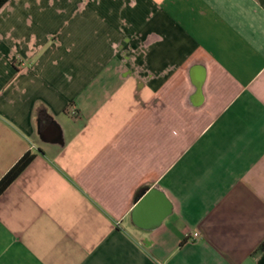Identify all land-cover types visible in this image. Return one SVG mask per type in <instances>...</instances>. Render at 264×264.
I'll list each match as a JSON object with an SVG mask.
<instances>
[{
    "label": "crops",
    "instance_id": "1",
    "mask_svg": "<svg viewBox=\"0 0 264 264\" xmlns=\"http://www.w3.org/2000/svg\"><path fill=\"white\" fill-rule=\"evenodd\" d=\"M27 152L0 264H264V0H8L0 179Z\"/></svg>",
    "mask_w": 264,
    "mask_h": 264
},
{
    "label": "trees",
    "instance_id": "2",
    "mask_svg": "<svg viewBox=\"0 0 264 264\" xmlns=\"http://www.w3.org/2000/svg\"><path fill=\"white\" fill-rule=\"evenodd\" d=\"M8 0H0V8ZM34 155L27 152L25 153L0 179V196L3 192L13 183V181L25 170V168L31 163Z\"/></svg>",
    "mask_w": 264,
    "mask_h": 264
},
{
    "label": "built area",
    "instance_id": "3",
    "mask_svg": "<svg viewBox=\"0 0 264 264\" xmlns=\"http://www.w3.org/2000/svg\"><path fill=\"white\" fill-rule=\"evenodd\" d=\"M71 111L73 112V108H71ZM185 237L186 239L197 240L198 238H200V233L197 231L186 232Z\"/></svg>",
    "mask_w": 264,
    "mask_h": 264
}]
</instances>
